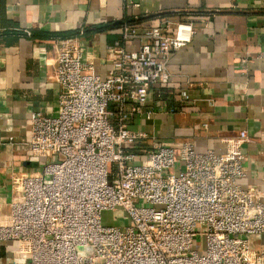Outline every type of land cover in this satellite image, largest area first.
Masks as SVG:
<instances>
[{
    "label": "built area",
    "instance_id": "built-area-1",
    "mask_svg": "<svg viewBox=\"0 0 264 264\" xmlns=\"http://www.w3.org/2000/svg\"><path fill=\"white\" fill-rule=\"evenodd\" d=\"M193 34L186 19L125 23L106 78L78 38L53 40L57 115L33 113L31 135L19 142L0 128V146L18 144L37 165L11 176L8 212L0 210L10 257L0 264H264V250L249 241L264 235V197L240 183L248 132L224 139V153H198L190 142L178 151L131 128L150 87L170 83L171 55ZM134 41L137 49L122 45ZM181 95L192 103L188 90ZM116 210L133 224L106 225L104 214Z\"/></svg>",
    "mask_w": 264,
    "mask_h": 264
},
{
    "label": "crops",
    "instance_id": "crops-1",
    "mask_svg": "<svg viewBox=\"0 0 264 264\" xmlns=\"http://www.w3.org/2000/svg\"><path fill=\"white\" fill-rule=\"evenodd\" d=\"M133 4H141L140 8ZM181 11V12H176ZM139 15L135 21L134 17ZM186 19L194 34L168 63L170 83L150 87L131 128L179 151L227 150L224 139L246 130L244 188L264 197V0H0V128L17 142L31 135L33 113L57 115L60 84L53 40L78 38L86 60L106 78L122 27ZM130 50L138 41L122 43ZM188 90L192 103H185ZM18 144L0 146V210L8 212L13 173L33 172ZM264 250V235L249 237ZM0 244V260L8 258Z\"/></svg>",
    "mask_w": 264,
    "mask_h": 264
},
{
    "label": "rangeland",
    "instance_id": "rangeland-1",
    "mask_svg": "<svg viewBox=\"0 0 264 264\" xmlns=\"http://www.w3.org/2000/svg\"><path fill=\"white\" fill-rule=\"evenodd\" d=\"M51 161V160H48ZM37 165H34L36 167ZM104 223L106 225H131L133 224L128 215L121 210L110 211L104 214ZM206 248V239L204 237L195 241L194 249H198L202 253Z\"/></svg>",
    "mask_w": 264,
    "mask_h": 264
},
{
    "label": "trees",
    "instance_id": "trees-1",
    "mask_svg": "<svg viewBox=\"0 0 264 264\" xmlns=\"http://www.w3.org/2000/svg\"><path fill=\"white\" fill-rule=\"evenodd\" d=\"M129 24L133 25V24H136V23H134V21H132V22H129ZM68 38H71V37H68Z\"/></svg>",
    "mask_w": 264,
    "mask_h": 264
}]
</instances>
